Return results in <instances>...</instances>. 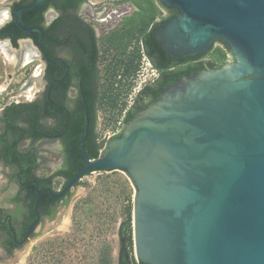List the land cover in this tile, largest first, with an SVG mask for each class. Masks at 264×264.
<instances>
[{"label": "water", "instance_id": "1", "mask_svg": "<svg viewBox=\"0 0 264 264\" xmlns=\"http://www.w3.org/2000/svg\"><path fill=\"white\" fill-rule=\"evenodd\" d=\"M45 1L12 14L23 33L37 32L39 46L41 29L21 27L17 14ZM155 2L177 13L155 32L167 56L204 53L216 41L227 60L167 86L94 159L83 147L86 121L83 165L62 191L29 183L35 218L22 242L39 221L42 194L59 199L87 172L121 171L135 190L137 263L264 264V0Z\"/></svg>", "mask_w": 264, "mask_h": 264}, {"label": "flooded vegetation", "instance_id": "2", "mask_svg": "<svg viewBox=\"0 0 264 264\" xmlns=\"http://www.w3.org/2000/svg\"><path fill=\"white\" fill-rule=\"evenodd\" d=\"M33 1L9 0L5 7L9 17L0 29L14 22L12 14L17 8L29 6ZM64 2L68 6L60 10ZM44 3L47 9L42 14L41 23L32 26L42 31L40 46L32 35L37 32L25 34L14 22L18 30L25 34L16 41L17 44L27 40L36 48L39 88L28 100L16 101L0 109V170L4 172L9 186L13 182L16 184L15 194L9 200L12 210L0 209V232L3 235L6 230L11 233L12 228L15 233L11 252L26 244L41 222L54 220L57 208L64 206L70 196V190L59 199L42 194L51 201L40 210L37 208L39 221L30 231L28 239L22 242L35 218L34 211L25 203L28 192H34V185L29 183L35 182L38 189L48 188L55 194L60 193L67 183L64 177L54 174L64 166L68 153L64 142L71 125L79 121L84 126L87 121V132L89 130L99 144L97 114L101 112L105 115L103 121L110 132L99 144V155L105 143L120 136L126 125L140 111L157 101L167 86L181 77L219 68L218 61L209 57L216 41L204 53L180 57L165 54L155 39V32L177 16L173 9L145 7L135 4V0H46ZM12 8L16 9L12 12ZM144 76H148V80L141 81ZM92 109H95L94 116ZM45 110L49 114L43 116ZM27 114L34 116L32 126L25 119ZM50 131L56 133L49 135ZM19 136L14 150L18 154L29 153L34 160L33 166L20 168L6 159L12 153V140ZM54 141L59 146L60 166L49 176H39L40 164L33 146ZM28 172L45 180L41 183L32 178L22 181V175ZM55 180L61 182L58 190L53 188ZM22 233L24 235L18 237Z\"/></svg>", "mask_w": 264, "mask_h": 264}, {"label": "rangeland", "instance_id": "3", "mask_svg": "<svg viewBox=\"0 0 264 264\" xmlns=\"http://www.w3.org/2000/svg\"><path fill=\"white\" fill-rule=\"evenodd\" d=\"M8 2L0 0V13H7ZM135 4L159 8L155 0H135ZM2 42L7 51L6 55L0 51V109L28 100L39 88L35 47L27 40L20 41L16 47L5 40ZM26 54H31L28 63L21 60ZM209 57L219 64L227 60L219 44L213 45ZM13 58L19 62H13ZM143 79L148 80V76L141 77V81ZM104 118L105 115L98 112L99 144L110 132ZM33 147L40 164L37 174L49 176L55 172L61 162L58 144L41 142ZM4 175L0 170V209L12 210L9 200L15 194L16 184L9 186ZM60 184V180H55L53 188L58 190ZM134 192L130 180L121 171H93L85 175L70 189L64 206L57 208L55 219L37 225L26 244L7 255L1 243L4 236H0V264H137L132 233ZM128 236L131 243L127 241Z\"/></svg>", "mask_w": 264, "mask_h": 264}, {"label": "trees", "instance_id": "4", "mask_svg": "<svg viewBox=\"0 0 264 264\" xmlns=\"http://www.w3.org/2000/svg\"><path fill=\"white\" fill-rule=\"evenodd\" d=\"M67 6H68V3L64 2V4L62 5L63 8H60V10H65L66 9L65 7ZM15 9L16 8H12V12ZM46 9L47 8L45 7V3H44L43 5L35 9L19 12L17 18L19 20L20 25L24 28H30L32 26H39V24L42 21V14L44 13ZM43 31H44L45 36H47L46 30L43 29ZM24 35L25 34H23L21 31L18 30V28L15 26L13 21L8 23L4 28L0 29V39L8 38L13 47L17 46L16 41L19 38H23ZM32 35L35 41H37L38 35L36 33H33ZM223 65L224 64L222 65L219 64L218 67H221ZM91 111L94 116L95 109H92ZM46 114H49V112L45 110L43 113V116H45ZM25 119L28 121L29 126L33 125L34 123L33 115L27 114L25 116ZM12 128L13 129L15 128L14 123H12ZM18 129L20 130V128ZM82 129H83V123L77 121L73 125L70 126V129L66 134L67 136H66L64 145L66 149L68 150V153L65 155V158H64L65 160L64 166L60 170L56 171L54 174V175H61L62 177L65 178L66 182H68L81 169L83 165L81 155L78 149V142H79V137L82 134ZM55 133H56L55 131H50L49 135H52ZM19 140H20V136L17 138L14 137V139L12 140V143H11L12 153H11V156L6 157L7 161H10L11 163L15 164L16 166H19L20 168H25L27 166H33L34 160L29 155V153L28 154H18L15 152L14 147L17 145ZM83 147H84V151L86 155L90 159H94L98 157V150H99L100 145L96 143L95 136L92 133H89V130L85 134V138L83 141ZM89 173L90 172H87L85 173V175H88ZM31 178L37 180L39 183L45 180L44 178L35 177L34 175L30 174V172L22 175L21 180L27 181ZM34 197H35V193L33 191L31 193L28 192L26 196V202H25L26 207L30 208L31 211H33ZM15 199L16 198H14L13 200L15 201ZM50 201L51 200L49 198H47L45 195H42L38 203V210H40L41 207L48 205ZM1 235H3L2 232H0V236ZM23 235L24 233H22V235L20 236L18 234V237H22ZM3 236L4 238L2 239V242H1L2 247L7 253H10L12 247H14L12 234L6 230ZM127 241L131 243L130 236L127 237ZM137 264H142V263H137Z\"/></svg>", "mask_w": 264, "mask_h": 264}, {"label": "bare ground", "instance_id": "5", "mask_svg": "<svg viewBox=\"0 0 264 264\" xmlns=\"http://www.w3.org/2000/svg\"><path fill=\"white\" fill-rule=\"evenodd\" d=\"M6 17V13H0V23L4 20V18ZM23 47V46H22ZM0 51L2 52V53H4V55H6V51H7V46H6V44L4 43V42H0ZM35 56V55H34ZM8 58V57H7ZM21 58V57H20ZM30 58H31V54H26L25 55V57H24V59H23V61L22 62H26V63H28L29 62V60H30ZM13 62H15V61H18L17 59L15 60L14 58L13 59H11ZM32 60V59H31ZM19 62V61H18Z\"/></svg>", "mask_w": 264, "mask_h": 264}]
</instances>
